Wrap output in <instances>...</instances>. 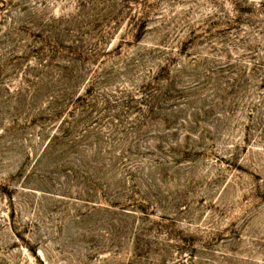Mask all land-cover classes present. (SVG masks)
I'll return each instance as SVG.
<instances>
[{
  "label": "rangeland",
  "instance_id": "374dc122",
  "mask_svg": "<svg viewBox=\"0 0 264 264\" xmlns=\"http://www.w3.org/2000/svg\"><path fill=\"white\" fill-rule=\"evenodd\" d=\"M0 264H264V0H0Z\"/></svg>",
  "mask_w": 264,
  "mask_h": 264
}]
</instances>
